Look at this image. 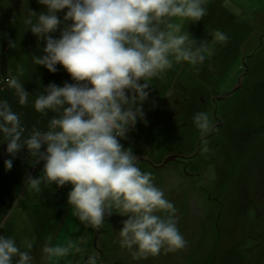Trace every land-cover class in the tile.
<instances>
[{
    "label": "rangeland",
    "instance_id": "obj_1",
    "mask_svg": "<svg viewBox=\"0 0 264 264\" xmlns=\"http://www.w3.org/2000/svg\"><path fill=\"white\" fill-rule=\"evenodd\" d=\"M234 3L238 13L224 0H207L203 17L183 20L182 30H188L196 43L211 39L210 30L217 28L228 39L216 42L202 64L173 61L161 77L151 78L149 97L143 102L146 122L138 118L126 137L119 138L172 201L184 247L134 257L136 246L129 249L119 242L127 213L114 209L93 228L72 214L67 202L70 183L53 181L42 183L39 192L26 190V175L42 173L44 161L25 152L5 157L12 158L11 168L5 167L3 158L1 170L14 195L3 217L8 226L0 233L12 235L22 249L30 240L34 264H45L40 251L43 243L69 239L80 250L70 251L58 264H83L89 254L95 255L98 264H264V0ZM28 7L46 9L39 0H0V75L22 64V82L30 92L23 105L6 86L0 97L18 105L24 124L29 120L25 114L37 115L32 101L44 85L62 84L65 78L72 81L60 64L52 72L31 62V55L42 50L29 52L25 45L26 38L35 36L20 19ZM9 40L16 46H10ZM197 110L207 111L211 120L203 136L192 121ZM48 116L38 118L37 126L44 127Z\"/></svg>",
    "mask_w": 264,
    "mask_h": 264
},
{
    "label": "clouds",
    "instance_id": "obj_2",
    "mask_svg": "<svg viewBox=\"0 0 264 264\" xmlns=\"http://www.w3.org/2000/svg\"><path fill=\"white\" fill-rule=\"evenodd\" d=\"M46 10L28 7L21 21L43 51L31 55L34 65L57 71V64L70 73L73 82L49 81L32 101L48 116L44 127L26 129L20 113L0 97V143L15 156L23 147L44 161L42 173L25 177V188L39 192L42 183L72 186L67 192L71 212L93 228L106 214L127 213L119 228L120 244L133 256L155 255L162 248L184 247L186 240L177 227L175 208L164 190L152 180L153 173L138 166V156L122 146L139 118L146 122L143 102L149 97L150 79L161 77L173 61L193 66L210 57L216 42L228 39L221 29L210 30L211 39H196L182 30L185 18L199 20L207 11V0H39ZM225 6L238 13L234 0ZM64 9L63 17L58 10ZM176 18V19H174ZM70 21V22H68ZM67 22V23H65ZM59 35L51 33L57 31ZM9 45L16 42L9 40ZM39 46V44H38ZM25 67L17 64L0 75V90H14L18 104L28 102L22 82ZM192 121L203 136L211 127L209 113L197 110ZM43 145V148H42ZM12 167V158L4 160ZM3 220H0V227ZM30 240L22 249L12 235L0 233V264H34ZM80 246L66 243L41 245V260L58 264L60 258ZM14 257L15 260L13 259ZM83 264H98L89 254Z\"/></svg>",
    "mask_w": 264,
    "mask_h": 264
},
{
    "label": "trees",
    "instance_id": "obj_3",
    "mask_svg": "<svg viewBox=\"0 0 264 264\" xmlns=\"http://www.w3.org/2000/svg\"><path fill=\"white\" fill-rule=\"evenodd\" d=\"M63 12H64V9L58 10V16L63 17ZM57 32H59V30L54 32L55 34L54 33H51V34L54 36H58L59 33L56 34ZM25 36L27 37L28 35H25ZM28 40L29 41H27V38H26L25 42H28V44L25 43V45L27 46V49L29 48L28 49L29 52L36 51L39 49L43 51L44 41L42 39L38 42L36 36H34ZM38 44H39V46H38ZM58 65H59V63H58ZM61 68H64V67L62 66ZM61 68H60V70H61ZM62 72H63V70H62ZM3 74H4V72H3ZM60 75H62V74L60 73L59 76ZM65 80H66V78H65ZM12 107H13V110H15V111L18 110V105L13 103ZM19 107L22 108L21 106H19ZM35 112L37 115L30 116L29 113L25 114V120L29 119L28 121L26 120L27 124L25 123L26 129H28L27 126L29 127V126H32L33 124L38 125V123H36L37 122L36 120L38 118H46L50 114V113H48L47 115H44L38 111H34L33 114H35ZM34 117H36V118H34ZM5 148H6V142L0 143V156L2 157V159H1L2 161H0V220H3V217H5V215L7 214L9 206L12 204V199H13L12 197L14 195V191L11 190L12 187H11L10 182L8 181V178H6L5 177L6 175L3 174L5 172L4 169L1 170L2 169V162L4 160L3 158H5L7 156H12L11 153H8L5 151ZM42 148H43V145H42ZM25 152L29 153L28 149L26 147H23L16 153V155H19V153L24 155V154H26ZM29 155L32 156L30 153H29ZM12 157H16V156H12ZM56 195H59V193H57ZM35 200H38L40 202V200L37 198ZM35 200H32V201H35ZM41 200H43L42 197H41ZM5 224H6V221H3V226L0 227V229L4 228ZM37 224H39V223H35V225H37ZM6 226H8V224H6Z\"/></svg>",
    "mask_w": 264,
    "mask_h": 264
},
{
    "label": "water",
    "instance_id": "obj_4",
    "mask_svg": "<svg viewBox=\"0 0 264 264\" xmlns=\"http://www.w3.org/2000/svg\"><path fill=\"white\" fill-rule=\"evenodd\" d=\"M174 156H176V154H174ZM169 157H170V156H169ZM169 157H168L167 159H169ZM167 159H166V160H167ZM164 161H165V160H164Z\"/></svg>",
    "mask_w": 264,
    "mask_h": 264
}]
</instances>
